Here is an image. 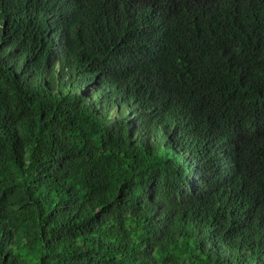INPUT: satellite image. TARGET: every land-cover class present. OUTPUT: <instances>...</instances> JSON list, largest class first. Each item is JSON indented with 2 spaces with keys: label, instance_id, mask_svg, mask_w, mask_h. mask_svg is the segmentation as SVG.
Segmentation results:
<instances>
[{
  "label": "trees",
  "instance_id": "1",
  "mask_svg": "<svg viewBox=\"0 0 264 264\" xmlns=\"http://www.w3.org/2000/svg\"><path fill=\"white\" fill-rule=\"evenodd\" d=\"M0 264H264V0H0Z\"/></svg>",
  "mask_w": 264,
  "mask_h": 264
},
{
  "label": "rangeland",
  "instance_id": "2",
  "mask_svg": "<svg viewBox=\"0 0 264 264\" xmlns=\"http://www.w3.org/2000/svg\"><path fill=\"white\" fill-rule=\"evenodd\" d=\"M114 107V106H113Z\"/></svg>",
  "mask_w": 264,
  "mask_h": 264
}]
</instances>
